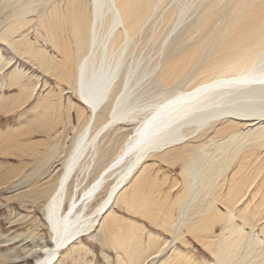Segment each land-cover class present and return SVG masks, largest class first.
<instances>
[{"label": "bare ground", "instance_id": "obj_1", "mask_svg": "<svg viewBox=\"0 0 264 264\" xmlns=\"http://www.w3.org/2000/svg\"><path fill=\"white\" fill-rule=\"evenodd\" d=\"M0 46L57 82L42 94L15 66L0 92V116L38 96L0 130L31 174L0 163V186L59 162L13 198L43 203L32 264L86 254L95 231L118 264H264V0H0Z\"/></svg>", "mask_w": 264, "mask_h": 264}, {"label": "rangeland", "instance_id": "obj_2", "mask_svg": "<svg viewBox=\"0 0 264 264\" xmlns=\"http://www.w3.org/2000/svg\"><path fill=\"white\" fill-rule=\"evenodd\" d=\"M1 47V46H0ZM0 54L4 56L5 59L13 58V62L6 68L0 72V92L5 96H13L15 93L18 92V89L15 87L9 88V79L6 77L10 71L14 69L15 66L18 67V70L25 73L28 77L32 78L34 77V80L38 81L41 80L43 82V78L48 79L47 86L41 90L40 92L42 94L46 93L49 88H53L54 90H57V82L54 81V79L47 77L43 73H41L37 68L33 67L31 64L26 62L22 57L14 56V54L10 51V49L7 50V47L4 46V48H0ZM38 88V87H37ZM39 92V91H38ZM72 98L73 104L77 103V100L73 99L72 94L70 90L66 88L65 93H63V100L64 103H66L67 97ZM37 94L31 99V101L21 110L5 115L0 116V130L5 131L10 126H14L17 124L18 114L21 112H24L31 107V105L34 103V101H37ZM74 121V117H73ZM73 123V122H72ZM76 122L74 121V125ZM59 128V127H58ZM68 128V127H67ZM58 133H60L62 136L63 131L62 128H59ZM117 137L113 138V144L111 146H108V150L105 153V155L109 156L110 152L114 148L115 144L118 141V138L120 139L123 136V133L121 131L116 133ZM36 139H44L43 136H36ZM110 140V137H105L103 144L105 145ZM52 144H56L57 141L52 140ZM67 144V143H66ZM46 148V147H45ZM45 148H40L39 151H43ZM25 159V160H24ZM23 160H17V158L8 156V157H1L0 156V163H3L5 165L9 166H16L19 164H24V166L27 165V167H24L22 169L23 175L31 174L30 169H28V166L32 163V160L28 157H25ZM23 161V162H22ZM59 162L54 163L51 168H49L48 174H40V175H33L30 176V179L27 180V178L23 177L22 175L19 176L17 179H12L8 181L6 184L0 186V264H32L33 259L24 257V252H27L28 250L34 248L37 245H45L48 244L50 241V234L48 232V228L45 224L43 214L41 212V208L43 206L42 200H39L36 204H31L29 200L27 199H13L19 194H25L28 193L29 188L31 186H42L44 183H46L51 176L55 173L53 169H58ZM26 168V169H25ZM46 171V170H45ZM53 171V172H52ZM179 173V169L175 168L172 171V175H177ZM92 173L88 174L87 181L88 182L92 178ZM72 180V179H71ZM15 183H21L18 186H16ZM34 184V185H33ZM3 187V188H2ZM70 189V187H69ZM117 212L120 215H123L124 217H131V215H128L125 213L122 209H117ZM132 219H135L137 221L141 222V219L138 217H132ZM139 219V220H138ZM143 222V221H142ZM147 223V225H146ZM144 225L146 228L148 227V230L158 232L160 234H163L160 230H158L155 226L151 225L149 222L145 221ZM219 234V230H217V234ZM99 232H92V234L89 237H85L83 239L84 246L88 249L86 251V254L82 252L81 254L78 253H72L71 260H68L65 256L61 255L59 258V255L57 258H59V261L56 264H78V261L80 263L84 262L86 264H118L116 261V252L108 247H103L100 243V240L98 239L100 237ZM166 235V234H165ZM167 236V235H166ZM170 240V238L168 239ZM190 246H184L179 243H175L177 247L180 249H185L187 251L192 252L196 259L206 258L208 260L211 259L210 256H212L209 252H206L199 244L196 242L191 241ZM9 256V257H8ZM4 258H8L6 261H1ZM84 264V263H82ZM147 264H151L150 261H148Z\"/></svg>", "mask_w": 264, "mask_h": 264}, {"label": "water", "instance_id": "obj_3", "mask_svg": "<svg viewBox=\"0 0 264 264\" xmlns=\"http://www.w3.org/2000/svg\"><path fill=\"white\" fill-rule=\"evenodd\" d=\"M97 94V93H96ZM45 222H47V221H45Z\"/></svg>", "mask_w": 264, "mask_h": 264}]
</instances>
